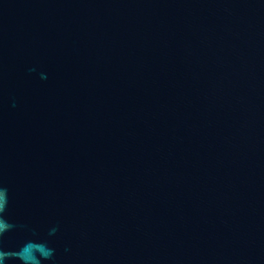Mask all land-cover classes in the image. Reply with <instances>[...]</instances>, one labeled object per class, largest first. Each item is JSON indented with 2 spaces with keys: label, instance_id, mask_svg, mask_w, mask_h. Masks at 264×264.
Instances as JSON below:
<instances>
[{
  "label": "water",
  "instance_id": "water-1",
  "mask_svg": "<svg viewBox=\"0 0 264 264\" xmlns=\"http://www.w3.org/2000/svg\"><path fill=\"white\" fill-rule=\"evenodd\" d=\"M0 189V264H264V0H0Z\"/></svg>",
  "mask_w": 264,
  "mask_h": 264
},
{
  "label": "clouds",
  "instance_id": "clouds-1",
  "mask_svg": "<svg viewBox=\"0 0 264 264\" xmlns=\"http://www.w3.org/2000/svg\"><path fill=\"white\" fill-rule=\"evenodd\" d=\"M6 204V189H0V212H3ZM11 227L6 222L0 221V234L3 233L7 228ZM27 251V249H25Z\"/></svg>",
  "mask_w": 264,
  "mask_h": 264
}]
</instances>
